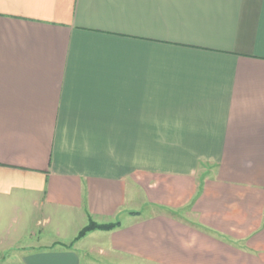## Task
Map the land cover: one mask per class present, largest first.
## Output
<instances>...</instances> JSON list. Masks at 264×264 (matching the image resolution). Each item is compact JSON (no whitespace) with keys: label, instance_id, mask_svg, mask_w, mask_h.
<instances>
[{"label":"crops","instance_id":"1","mask_svg":"<svg viewBox=\"0 0 264 264\" xmlns=\"http://www.w3.org/2000/svg\"><path fill=\"white\" fill-rule=\"evenodd\" d=\"M5 224L0 264H264V0H0Z\"/></svg>","mask_w":264,"mask_h":264},{"label":"rangeland","instance_id":"2","mask_svg":"<svg viewBox=\"0 0 264 264\" xmlns=\"http://www.w3.org/2000/svg\"><path fill=\"white\" fill-rule=\"evenodd\" d=\"M47 215V212L44 211V210H33L32 212V217L33 219H40V221L38 223H36L37 221L35 220L34 221V226L32 227H27L25 228V232L27 233H30L31 231H33L34 233L38 232L39 230L42 232V235L41 236L43 239H47L49 238L53 232H54V225L52 223H47L44 219V217ZM6 227V224L5 225H1L0 226V232L2 229H4ZM24 235V238H25V234ZM86 240H89V238H87ZM89 242V241H88ZM115 260H118V261H122V262H127L129 264H150V263H147V262H144L142 260H133V259H128V258H125V257H120V258H116ZM110 264V263H109ZM125 264V263H123Z\"/></svg>","mask_w":264,"mask_h":264},{"label":"trees","instance_id":"3","mask_svg":"<svg viewBox=\"0 0 264 264\" xmlns=\"http://www.w3.org/2000/svg\"><path fill=\"white\" fill-rule=\"evenodd\" d=\"M116 225H118L117 223H105V224H100L95 222L92 219H89L88 223L83 226L80 231L78 232L76 238H79L81 236H83L86 232L92 230V229H112L114 228Z\"/></svg>","mask_w":264,"mask_h":264}]
</instances>
